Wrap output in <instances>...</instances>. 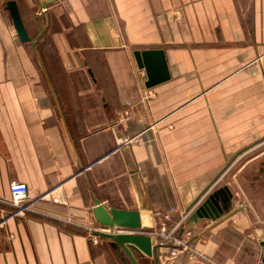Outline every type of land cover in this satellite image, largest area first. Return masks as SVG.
I'll list each match as a JSON object with an SVG mask.
<instances>
[{
    "label": "crops",
    "instance_id": "0c3cea01",
    "mask_svg": "<svg viewBox=\"0 0 264 264\" xmlns=\"http://www.w3.org/2000/svg\"><path fill=\"white\" fill-rule=\"evenodd\" d=\"M5 1L0 264H132L85 231L94 198L139 209L146 235L154 212L168 225L186 214L190 250L169 264H262L264 0H55L45 13L15 0L33 44ZM145 50L159 53L152 83L134 56ZM12 181L33 201L22 214ZM210 195L219 216L189 222Z\"/></svg>",
    "mask_w": 264,
    "mask_h": 264
},
{
    "label": "water",
    "instance_id": "95a60500",
    "mask_svg": "<svg viewBox=\"0 0 264 264\" xmlns=\"http://www.w3.org/2000/svg\"><path fill=\"white\" fill-rule=\"evenodd\" d=\"M54 2L55 0H39L40 11L45 13L46 6ZM5 9L8 11L13 29L15 31V36L18 38V40L22 43L30 42L31 44H33L34 39L30 38L24 27L16 1L6 0ZM157 54L159 53L153 50L134 52L137 66L139 68L145 67L149 83H152V73L149 69V60L151 59V57ZM140 207L145 208L144 205H141ZM220 211V208L215 202L214 195H210L205 198L204 201L200 203V205H198V207L194 210L193 213H191L189 217V222H196L200 218H210L214 220L216 217L219 216ZM91 212L94 221L100 226H116L143 230L139 209H123L109 207L108 205H106V203L94 198ZM98 235L114 241L115 244L123 250V252L132 264H139L135 258L136 254L152 257L155 261V264H158L156 246L151 243L150 237L146 234L127 235L98 233ZM260 248V252L262 255L261 262L262 264H264V241L260 243Z\"/></svg>",
    "mask_w": 264,
    "mask_h": 264
},
{
    "label": "built area",
    "instance_id": "2783aa9c",
    "mask_svg": "<svg viewBox=\"0 0 264 264\" xmlns=\"http://www.w3.org/2000/svg\"><path fill=\"white\" fill-rule=\"evenodd\" d=\"M10 202L15 207V214H22L30 209L33 201H29L27 197V187L25 183L12 181L9 184ZM186 214L179 222L168 225L169 215L167 213H160L158 211L153 213L155 218L152 228L147 234L152 240L151 243L156 246V252L162 253L161 261L169 264L178 253L181 251H189L190 247L186 241L178 236V226L185 218ZM85 231L93 242L97 241L96 235L98 233L104 234H144V230H136L125 227H105L97 223L88 224L84 226ZM158 256V255H157Z\"/></svg>",
    "mask_w": 264,
    "mask_h": 264
},
{
    "label": "bare ground",
    "instance_id": "6f19581e",
    "mask_svg": "<svg viewBox=\"0 0 264 264\" xmlns=\"http://www.w3.org/2000/svg\"><path fill=\"white\" fill-rule=\"evenodd\" d=\"M140 215H141V214H140ZM141 217H142V222L145 223V221H147V220H146V219H147L146 216L143 214Z\"/></svg>",
    "mask_w": 264,
    "mask_h": 264
},
{
    "label": "rangeland",
    "instance_id": "374dc122",
    "mask_svg": "<svg viewBox=\"0 0 264 264\" xmlns=\"http://www.w3.org/2000/svg\"><path fill=\"white\" fill-rule=\"evenodd\" d=\"M234 169H235L234 167L230 168V169H229V173H230L231 171H233Z\"/></svg>",
    "mask_w": 264,
    "mask_h": 264
}]
</instances>
